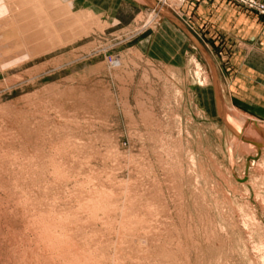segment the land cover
I'll return each instance as SVG.
<instances>
[{
	"label": "rangeland",
	"instance_id": "1",
	"mask_svg": "<svg viewBox=\"0 0 264 264\" xmlns=\"http://www.w3.org/2000/svg\"><path fill=\"white\" fill-rule=\"evenodd\" d=\"M188 1L0 0V264H264V84L225 124L203 55L157 58Z\"/></svg>",
	"mask_w": 264,
	"mask_h": 264
},
{
	"label": "crops",
	"instance_id": "2",
	"mask_svg": "<svg viewBox=\"0 0 264 264\" xmlns=\"http://www.w3.org/2000/svg\"><path fill=\"white\" fill-rule=\"evenodd\" d=\"M63 1L70 4L73 11L89 10L101 14L109 9L113 0H61ZM256 1L264 3V0ZM167 13L157 35L158 44L168 50L167 56L162 55L159 46V49L156 46V49L153 48L154 42L151 46H146V42H143L141 49L147 53L152 47L157 58L178 65L176 61L185 54L187 47L194 48L203 55L214 80L212 91L218 116V95L224 110L233 109L225 98V88L231 90L232 103H237L239 108L251 107L257 110L256 106H251L253 103L249 101L254 102V99L249 96L256 95L250 90L261 87V81L264 84V19L227 0H189L182 9L181 17ZM224 46L232 48L229 61L234 68L229 66L230 69H226L228 76L226 73L222 74L217 67L218 62L224 61L219 52ZM209 47L217 49H213L218 54L215 58ZM243 79L246 82L248 80L249 84L243 82ZM223 84H226L225 88ZM243 116L248 117L245 114Z\"/></svg>",
	"mask_w": 264,
	"mask_h": 264
},
{
	"label": "built area",
	"instance_id": "3",
	"mask_svg": "<svg viewBox=\"0 0 264 264\" xmlns=\"http://www.w3.org/2000/svg\"><path fill=\"white\" fill-rule=\"evenodd\" d=\"M178 2L182 3L184 0H177ZM241 5L250 8V9H257L259 12H264V6L257 5L253 0H234Z\"/></svg>",
	"mask_w": 264,
	"mask_h": 264
},
{
	"label": "water",
	"instance_id": "4",
	"mask_svg": "<svg viewBox=\"0 0 264 264\" xmlns=\"http://www.w3.org/2000/svg\"><path fill=\"white\" fill-rule=\"evenodd\" d=\"M218 97V114H219V117L221 118L222 122L224 123L225 122V117H224V108L221 104V99H220V95L217 96ZM226 124V122H225Z\"/></svg>",
	"mask_w": 264,
	"mask_h": 264
}]
</instances>
